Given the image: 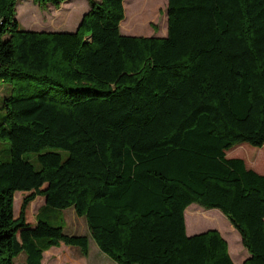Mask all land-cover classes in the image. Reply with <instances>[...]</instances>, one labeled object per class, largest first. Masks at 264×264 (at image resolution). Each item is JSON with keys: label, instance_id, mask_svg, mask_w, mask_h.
I'll return each mask as SVG.
<instances>
[{"label": "trees", "instance_id": "obj_1", "mask_svg": "<svg viewBox=\"0 0 264 264\" xmlns=\"http://www.w3.org/2000/svg\"><path fill=\"white\" fill-rule=\"evenodd\" d=\"M18 1L0 0V264L63 242L89 254L88 234L28 221L38 195L85 216L120 264H236L220 229L188 233L193 202L264 264V172L227 155L264 144V0H168L166 35L123 33L125 0H89L74 30L26 29Z\"/></svg>", "mask_w": 264, "mask_h": 264}, {"label": "rangeland", "instance_id": "obj_2", "mask_svg": "<svg viewBox=\"0 0 264 264\" xmlns=\"http://www.w3.org/2000/svg\"><path fill=\"white\" fill-rule=\"evenodd\" d=\"M151 0H125V17L120 26L123 33L142 35H166L168 29V0H156L157 4H148ZM90 7L89 0H64L59 6L48 3L41 6L34 0H19L17 3V18L26 29L37 30H74L79 25L82 16ZM9 85L0 79V120L5 117L3 97ZM4 153L9 155L10 143L4 142ZM66 157L68 151L62 149ZM39 152H28L35 162ZM228 156H242L247 165L259 172H264V144L255 146L248 142L234 145L227 150ZM26 192L17 190L14 200V212L18 216L23 197ZM41 197V196H40ZM28 221L35 225L37 219H46L53 225H61L66 233L88 234L90 237L89 254L84 255L80 246L62 243L52 246L45 252V264H72L67 254L79 255L90 264H120L97 244L90 233L85 216L76 213L73 206L62 208L49 204L39 207L33 212V206L28 209ZM199 212L200 215L192 216ZM187 220H190L188 233L202 231L208 228H218L229 242V250L236 264H243L244 256L249 255L247 247L242 243L240 232L219 209L206 208L197 202L191 203L185 210ZM79 223V224H78ZM187 223V222H186ZM86 226V228L84 227ZM75 257V256H73ZM26 252L22 251L15 257V264H25Z\"/></svg>", "mask_w": 264, "mask_h": 264}, {"label": "crops", "instance_id": "obj_3", "mask_svg": "<svg viewBox=\"0 0 264 264\" xmlns=\"http://www.w3.org/2000/svg\"><path fill=\"white\" fill-rule=\"evenodd\" d=\"M87 8L89 9V6H87ZM87 9V10H88ZM86 12V11H85ZM41 196V197H40ZM45 204H46V197H45V195H38L37 197H35L30 203H29V205H28V207H27V218H29V210L28 209H30L32 206H33V212L39 207V205H43V206H45ZM79 224V223H78ZM186 226H187V223H186ZM85 228H86V226H84ZM187 230H188V227H187ZM190 231V230H189ZM195 233V232H194ZM190 234V233H189ZM192 234V233H191ZM46 251H48V249L47 250H45V252ZM45 252H44V257H43V264H45ZM73 256H75V257H73ZM71 255V254H67V259H68V261H70V262H72V264H90V263H88V262H86L85 260H84V258H82L81 256H79V255ZM246 257H248L247 255L246 256H244V259L246 258ZM244 259H243V261H244ZM25 264H27L26 263V260H25Z\"/></svg>", "mask_w": 264, "mask_h": 264}]
</instances>
